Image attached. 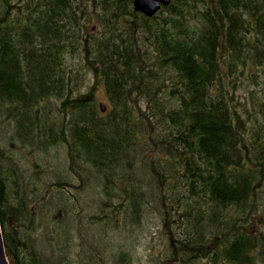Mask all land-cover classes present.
I'll return each mask as SVG.
<instances>
[{
    "label": "trees",
    "instance_id": "obj_1",
    "mask_svg": "<svg viewBox=\"0 0 264 264\" xmlns=\"http://www.w3.org/2000/svg\"><path fill=\"white\" fill-rule=\"evenodd\" d=\"M52 146L77 183L28 173L15 153ZM48 178L87 189L102 222L156 214L161 264H264V0H171L151 16L132 0H0L8 264L67 263L74 223L48 227L65 210L61 193L37 195Z\"/></svg>",
    "mask_w": 264,
    "mask_h": 264
},
{
    "label": "rangeland",
    "instance_id": "obj_2",
    "mask_svg": "<svg viewBox=\"0 0 264 264\" xmlns=\"http://www.w3.org/2000/svg\"><path fill=\"white\" fill-rule=\"evenodd\" d=\"M92 82L93 76L86 74V79L80 89L85 90L87 84ZM97 86L95 91L97 103L99 101L106 102L103 86L101 84ZM15 153L19 158L18 162L23 164L22 167L26 168L28 173L33 172L36 176L43 177L44 172L42 170L45 169L47 172L51 170V174H55L63 180L67 178L77 183V178L68 168L64 146H52L44 152L40 150L30 151L28 147H20ZM33 161H36L37 164L34 165ZM53 179L48 178L44 185L49 186ZM55 186H49L47 190H45V187L42 189L39 187L37 189L39 193L36 194L42 193L46 194V196L48 194L51 195L53 192L62 194L63 200L61 199V202L65 208V210L63 209L64 213L62 214L61 206L50 208L46 212V223L48 227L52 228L55 224H58L57 221L62 215H64L63 219H67V221L69 219L74 223L71 231V245L67 249V256L63 258L67 262L66 264H89L90 254L96 258L97 264H116L118 259L121 262L124 261L125 264H161L158 258L163 251L165 239L158 228L156 214L151 213L148 215L145 225L136 229L126 228L116 223V220L113 221L111 217H109L111 223L102 222L92 216L95 213L93 207H90L87 203L83 206L91 197L87 189L83 191V188L74 189L73 187L65 186L54 190ZM95 190L96 193L97 191L100 192L99 189ZM78 252L86 253L87 262L80 260ZM121 254L126 256L124 260L123 257L121 258Z\"/></svg>",
    "mask_w": 264,
    "mask_h": 264
},
{
    "label": "water",
    "instance_id": "obj_3",
    "mask_svg": "<svg viewBox=\"0 0 264 264\" xmlns=\"http://www.w3.org/2000/svg\"><path fill=\"white\" fill-rule=\"evenodd\" d=\"M169 1L170 0H133V7L135 10L143 12L146 15H152L160 8L161 4L166 5L169 3ZM99 106L101 110H105V105L103 102H100ZM0 264H8L5 257L1 233H0Z\"/></svg>",
    "mask_w": 264,
    "mask_h": 264
}]
</instances>
